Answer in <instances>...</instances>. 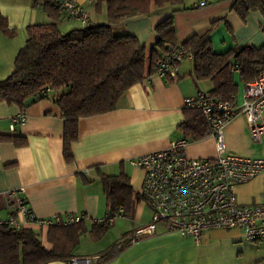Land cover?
I'll list each match as a JSON object with an SVG mask.
<instances>
[{"label":"crops","instance_id":"0c3cea01","mask_svg":"<svg viewBox=\"0 0 264 264\" xmlns=\"http://www.w3.org/2000/svg\"><path fill=\"white\" fill-rule=\"evenodd\" d=\"M77 0L88 15L86 23L60 15L56 24L66 33L88 24L106 23L105 1ZM205 1L200 6L199 2ZM235 0H182L178 5L152 7L149 14L134 15L112 25L116 35L130 34L147 50L155 47V27L172 15L176 40L183 44L194 34L209 30L212 49L225 52L233 47L264 44V16L259 11L250 12L245 20L233 10ZM0 14L6 20L0 29V80L14 70V60L27 40V27L50 21L42 6L33 0H0ZM217 41V45H214ZM218 47V50H215ZM176 78L160 76L152 71L142 81L132 85L109 111L80 117L78 136L72 142L73 160L63 156L64 121L58 104L50 97L35 100L24 109L0 101V218L16 216L22 228L40 233L42 244L50 248L46 232L35 222H27L17 214L14 201L8 192L22 188L19 193L37 218L84 215L86 223L102 218L110 206L107 204L101 174L125 173L132 187L134 200L127 218L130 228L123 238L92 246L101 239L83 241L73 251V256L87 257L89 264H264V240L246 241L238 228L212 229L196 242L176 233H157L140 238L134 243L128 234L150 220L147 205L136 199L141 187L144 170L131 166L129 159L150 151L168 147L171 142L184 139L178 125L184 120V99L198 91L212 89L210 80H197L192 62L184 60L178 65ZM235 79L239 72L234 71ZM24 113L26 120L9 129L13 116ZM5 136L23 140L17 144ZM229 138H245L249 142L247 125L242 115L235 117L224 130L227 151L255 156L242 140L241 152L229 149ZM18 140V141H19ZM237 148V147H236ZM186 153L191 157L215 155L214 140L210 136L187 141ZM238 202L248 204L259 199L264 192V170L252 180L235 188ZM85 238V237H84ZM123 242L124 248L111 259L104 254L115 243ZM46 264H68V261H51Z\"/></svg>","mask_w":264,"mask_h":264},{"label":"trees","instance_id":"16d2710c","mask_svg":"<svg viewBox=\"0 0 264 264\" xmlns=\"http://www.w3.org/2000/svg\"><path fill=\"white\" fill-rule=\"evenodd\" d=\"M103 1L108 18L106 23L88 24L63 33L56 24L61 15L58 6L52 0H33L34 5L43 7L50 21L27 27V40L15 57L13 72L0 80V101L7 104L24 109L43 97H50L58 104L64 121L63 156L67 162L73 160L72 142L78 136L79 118L114 109L132 85L152 73L155 62L167 47L177 44L172 15L155 27L158 38L150 50L130 34H114L112 25L134 15L149 14L153 6L178 5L182 0ZM232 10L243 20L253 11L264 16V0H235ZM214 25L206 32L192 35L182 45L193 55L195 78L210 80L212 89L209 92L221 99H229L238 88L233 72L236 64L241 69L238 77L244 83L264 70V44L215 52L210 40ZM5 27L6 20L0 14V29ZM46 87L49 90L41 93ZM178 130L186 141L200 140L208 135L202 112L186 106ZM5 138L23 143L14 136ZM100 180L108 206H122L127 216L134 200L128 176L123 172L101 174ZM109 225L97 221L88 225L84 217L71 224L50 225L46 232L50 248L42 244L39 232L0 226V264L68 261L81 236L88 234L91 240L97 241L105 235ZM124 246L121 241L115 243L106 251L104 259H111Z\"/></svg>","mask_w":264,"mask_h":264},{"label":"built area","instance_id":"2783aa9c","mask_svg":"<svg viewBox=\"0 0 264 264\" xmlns=\"http://www.w3.org/2000/svg\"><path fill=\"white\" fill-rule=\"evenodd\" d=\"M61 14L68 19L86 23L88 15L77 0H52ZM199 5H205L200 1ZM184 60L193 61L191 51L182 44L167 47L155 62L153 72L160 76L176 78L178 64ZM234 71L240 73L239 65ZM48 87L41 90L47 92ZM243 100L240 103L232 95L229 99L213 96L209 91H198L184 99V105L199 109L208 126V136L214 140L215 155L191 157L185 151L187 141L179 139L164 149L150 151L129 159L131 166L141 167L145 174L137 193L150 209V220L128 234L130 243L153 235L161 229L164 233L188 236L199 242L202 235L212 229L238 228L246 241L264 240V192L255 202H238L235 188L252 180L264 170L263 156H248L227 151L224 141L225 127L238 115L245 119L252 142L264 144V70L251 81L244 83ZM26 120L24 113L13 116L9 129ZM22 188L13 189L8 196L14 201L17 214L27 222L48 227L55 224H71L84 217L54 216L37 218L25 200L19 196ZM125 216L124 208L111 207L106 214L95 221L111 224ZM22 221L16 216L0 218V226L22 228ZM87 257L73 256L68 264H89Z\"/></svg>","mask_w":264,"mask_h":264},{"label":"rangeland","instance_id":"374dc122","mask_svg":"<svg viewBox=\"0 0 264 264\" xmlns=\"http://www.w3.org/2000/svg\"><path fill=\"white\" fill-rule=\"evenodd\" d=\"M214 45H217V41H215ZM215 50H218V47H215ZM236 80L238 81V88H237V91L235 93V96L237 97L238 101L241 103L243 100L242 95H243L244 82L238 77V75L236 76ZM242 140L245 142L246 148L248 150L254 149L255 156H263L264 157V144H257V143H254L252 141L249 142L245 138H241V139L240 138H229L226 141H227V145H228L229 149L237 150V151L241 152V149H239L238 146L239 145L241 146ZM127 218L126 219L125 218H117L113 223H111L109 225V228H108L107 232L105 233V235L100 238L101 243H99L98 245L92 246V247L93 248H99L103 243H106V242L111 241V240L123 238L125 232L130 228V223L128 222ZM82 240L85 241V243H86V241L91 242L88 234L83 235ZM91 243H92V245H94L93 243H95V242H91Z\"/></svg>","mask_w":264,"mask_h":264}]
</instances>
